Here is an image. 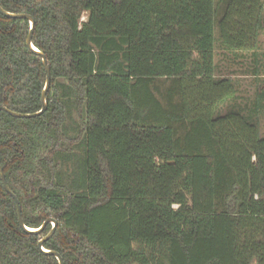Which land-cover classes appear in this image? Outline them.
I'll use <instances>...</instances> for the list:
<instances>
[{"label":"trees","instance_id":"obj_1","mask_svg":"<svg viewBox=\"0 0 264 264\" xmlns=\"http://www.w3.org/2000/svg\"><path fill=\"white\" fill-rule=\"evenodd\" d=\"M0 4L35 18L51 70L42 114L0 110L24 223L57 219L46 248L64 264H264V91L239 98L232 64L261 82L264 0ZM28 30L0 12V102L20 112L46 78ZM51 228L21 227L0 172V264H59L38 247Z\"/></svg>","mask_w":264,"mask_h":264},{"label":"water","instance_id":"obj_2","mask_svg":"<svg viewBox=\"0 0 264 264\" xmlns=\"http://www.w3.org/2000/svg\"><path fill=\"white\" fill-rule=\"evenodd\" d=\"M0 12L7 17L26 18L29 20V30H28L27 35H26V45L31 51H33L34 53H36L37 55H39L41 57L42 63H43L45 70H46V78H45L44 86H43L42 93H41L42 107L39 110H37L35 112H20V111L12 110L7 105H5L4 103H1V102H0V110H4V111L8 112L9 114H11L13 116H18V117H34V116L40 115L48 108L47 92H48V89L51 85V70H50V65L48 63V59H47L46 54L42 50H40L35 45V43L33 42V33H34L35 25H36L35 18L27 11L13 12V11L6 10L5 8H3L1 6V4H0ZM0 172H1V178L3 181V185L6 189V191L9 192L10 195L15 200V203L17 206L18 220H19L21 227L26 232L40 233L45 228V226L49 222H51V224H52L51 230L46 235L42 236L39 239L38 247L44 253L55 255L56 258L58 259L59 264H64L63 257L60 254V252L53 250V249H50V248H46L44 246L45 240L47 238H49L55 230V227L58 223L57 219L50 216V217L46 218L38 227H31V226L26 225L24 223L23 217H22V209H21L20 200L18 199L17 195L9 187L7 180L5 178V173H4L3 167L1 164H0Z\"/></svg>","mask_w":264,"mask_h":264},{"label":"rangeland","instance_id":"obj_3","mask_svg":"<svg viewBox=\"0 0 264 264\" xmlns=\"http://www.w3.org/2000/svg\"><path fill=\"white\" fill-rule=\"evenodd\" d=\"M87 17V12H85L82 16V20H85ZM216 61L219 62V56L216 57ZM234 65H236V70H237V78L240 80V84H239V98L240 96L247 99L248 97L250 98L251 96H253V94L256 93L257 90L259 91H264V74L261 75L260 77V81L258 84V81L255 80L256 77L252 74V72H247V74L242 73L243 71H241L242 69L240 68V64L238 63H232ZM233 65V66H234ZM241 72V73H240ZM242 98V99H243ZM239 102L243 103V100L239 99ZM262 104L264 106V99L262 101ZM260 108V127L262 132L264 133V107ZM72 120V119H71Z\"/></svg>","mask_w":264,"mask_h":264}]
</instances>
